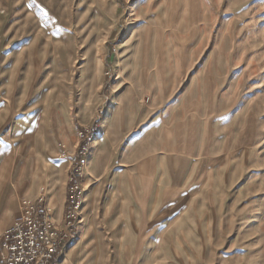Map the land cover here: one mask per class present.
<instances>
[{
	"label": "rangeland",
	"instance_id": "374dc122",
	"mask_svg": "<svg viewBox=\"0 0 264 264\" xmlns=\"http://www.w3.org/2000/svg\"><path fill=\"white\" fill-rule=\"evenodd\" d=\"M30 205L57 264H264V0H0V237Z\"/></svg>",
	"mask_w": 264,
	"mask_h": 264
},
{
	"label": "built area",
	"instance_id": "2783aa9c",
	"mask_svg": "<svg viewBox=\"0 0 264 264\" xmlns=\"http://www.w3.org/2000/svg\"><path fill=\"white\" fill-rule=\"evenodd\" d=\"M49 215L37 205L28 206L23 219L0 237V264H57L59 245L67 242L75 230L69 226L59 233Z\"/></svg>",
	"mask_w": 264,
	"mask_h": 264
},
{
	"label": "crops",
	"instance_id": "0c3cea01",
	"mask_svg": "<svg viewBox=\"0 0 264 264\" xmlns=\"http://www.w3.org/2000/svg\"><path fill=\"white\" fill-rule=\"evenodd\" d=\"M175 39H176V37H175ZM177 40V39H176ZM178 43V42H177ZM179 46H177V47H180V50H181V55H183L184 54V49H182L183 47H181L182 46V44H181V46H180V44H178ZM159 67L157 68L160 72H162V71H165V67H164V65H162V64H159L158 65ZM142 68H143V72H144V70H145V67H144V64H143V66H142ZM163 73V72H162ZM143 75H144V73H143ZM155 87H156V89H161V91L159 92L158 90H153L152 92H153V95L155 96V97H157V98H159V96H160V98L158 99V100H156V98L154 99V104H153V106L155 105V104H163V103H166L165 102V99H166V97H167V93H165V91H163V89L164 88H166V83L164 82V80H160L159 82H156L155 83ZM156 116L154 117V119H155V121L158 123H161L160 121H162V124H160V126L159 127H157V128H152V129H150V131H151V134H150V136H153V131H161V132H164V135H165V143H164V146H165V149H168V147H169V145H170V143H169V141H168V134H170V132H172L173 131V128H172V126H169L171 123H172V121H173V118H172V116H170V115H167L166 114V112H160V113H157L156 112V114H155ZM190 119L189 121H191V123H192V119H193V117L191 116V115H189L188 117H187V119ZM176 119H179V118H176ZM102 126H101V128H100V131H103L104 130V128H105V119H103L102 120ZM179 126H180V123L177 121L176 122V124H175V128L177 127V128H179ZM179 131V130H178ZM191 131V130H190ZM171 146H172V144H171Z\"/></svg>",
	"mask_w": 264,
	"mask_h": 264
}]
</instances>
